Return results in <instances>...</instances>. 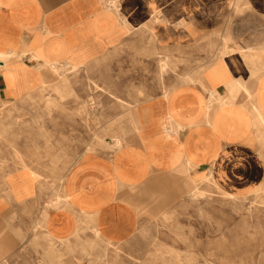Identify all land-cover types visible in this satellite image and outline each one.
<instances>
[{
  "label": "crops",
  "instance_id": "0c3cea01",
  "mask_svg": "<svg viewBox=\"0 0 264 264\" xmlns=\"http://www.w3.org/2000/svg\"><path fill=\"white\" fill-rule=\"evenodd\" d=\"M218 37L222 54L179 83L180 54ZM121 44L161 57L167 92L138 103L126 143L109 138L111 153L84 152L60 199L29 169L8 172L0 222L9 246L30 240L41 213L38 232L82 258L102 255L96 239L107 244L103 264H179L135 239L142 217L163 215L204 176L228 196L264 189V0H0V106L60 74L56 65L82 67ZM50 241H39L47 264Z\"/></svg>",
  "mask_w": 264,
  "mask_h": 264
},
{
  "label": "rangeland",
  "instance_id": "374dc122",
  "mask_svg": "<svg viewBox=\"0 0 264 264\" xmlns=\"http://www.w3.org/2000/svg\"><path fill=\"white\" fill-rule=\"evenodd\" d=\"M143 42L146 47L152 45L147 36ZM225 46V39L220 42L218 37L209 46L197 45L189 53H181L179 83L190 81L205 64L218 58ZM160 59L141 54L134 45L121 44L82 67L56 65L60 74L23 98L2 103L0 189L8 172L26 168L42 189L60 199L64 175L79 157L84 152L111 153L114 148L105 142L109 138L126 143L135 130L138 103L167 92L168 88L161 86L167 71L160 70ZM165 59L169 63L171 57ZM185 67H195V71H184ZM196 188L203 194L197 195ZM40 215L29 233L30 240L22 234L15 247L8 244L12 235L9 225L0 222L1 264H47V257L39 252L43 250L39 241L50 240L38 232L43 220ZM142 218L135 239L146 241L150 254L160 260L264 264L263 188L228 196L211 176H204L197 181L195 191L163 215ZM92 242L100 246L102 255L82 258L65 242L52 239V264H103L107 244L96 239Z\"/></svg>",
  "mask_w": 264,
  "mask_h": 264
}]
</instances>
